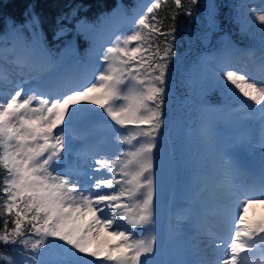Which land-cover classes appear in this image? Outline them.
<instances>
[{"label":"snow or ice","instance_id":"obj_1","mask_svg":"<svg viewBox=\"0 0 264 264\" xmlns=\"http://www.w3.org/2000/svg\"><path fill=\"white\" fill-rule=\"evenodd\" d=\"M163 2L147 0L131 18L109 14L96 23H79L76 34L88 43L84 56L70 40L63 48L55 44L68 35L66 25L58 22L49 38L35 12L13 22L7 55L26 78L0 103V166L6 173L0 199L4 213L13 217L3 221L0 243L16 246L25 264H264V219L245 218L253 205H264V177L238 185L240 170L224 166L228 158L214 139L210 147L221 163L212 171L223 177L215 223L224 234L201 224L211 251L191 259L189 249L174 243L176 234L157 232V199L170 174L163 158L169 128L165 106L177 55L176 17L163 22ZM174 4L192 15L182 0ZM234 19L242 31L250 23L259 26L264 64V7H248ZM203 21L200 39L210 40L220 30L215 0H206ZM220 39L219 70L211 76L203 72L208 57L201 56L189 76L198 73L201 89L222 94L226 104L240 98L264 123V81L229 63L253 53L239 49L227 34ZM215 119L214 106L205 102V134ZM97 130L108 135L84 154L82 168L69 170L73 141Z\"/></svg>","mask_w":264,"mask_h":264},{"label":"rangeland","instance_id":"obj_2","mask_svg":"<svg viewBox=\"0 0 264 264\" xmlns=\"http://www.w3.org/2000/svg\"><path fill=\"white\" fill-rule=\"evenodd\" d=\"M247 2L250 6H247L246 10L238 8L234 17L238 12L246 14L248 7L256 9L264 7V0H247ZM141 3L142 6L147 3V0H141ZM141 6H138L134 12L139 11ZM111 16L118 17L113 14ZM245 19L250 18L245 15ZM258 27L255 23L248 24V29L250 28L252 33H255V39H258L259 36ZM7 48L0 50V54H3L0 56V103L6 102L15 91V84L21 83L26 78L22 74V69L12 62L13 57L7 55ZM241 50L251 51L253 55L241 54L235 56L230 59V66L242 71L241 68L249 65V62H254L261 67L262 74L257 79L252 78L257 81H264V64L260 60V48ZM215 52L216 50L211 49L203 52V56L208 57V59L204 62L202 70L207 74L213 73L214 75L219 70L216 66ZM246 73L252 76V72ZM208 93L212 95L213 91ZM195 98L197 102L186 97L185 101L181 102L184 105L180 109L185 111L189 102L197 103L198 107L203 108L202 106L206 102L203 99L205 97ZM213 98L211 97V99ZM219 98L222 100L212 104L216 119L212 123L208 134H205L204 121L202 120L204 109L198 115L191 111L190 114L185 115L193 117L192 126L181 131L180 125H174V129H171L172 133L174 131L173 136L168 134V141L166 139L167 142H165L163 156L165 157L168 150V157L174 162L173 164L168 162L170 170L172 165L177 169L173 170V176L171 173L168 175L164 183V192L157 199V232L160 233L164 229H169L176 234L174 243L189 249L191 259H194L195 255L199 253L196 250V232H199L201 237L209 238L201 231V224L210 231L224 234L219 230L224 231L223 226H215V211L219 205L217 197L223 177L214 174L212 171L215 166L221 163L210 147L213 139L219 148L225 150L229 162L224 166L240 170L241 174L237 180L238 185L242 186L247 182H259L264 177V146H262L264 145V123L260 120V113L241 103V99L235 96L231 97L227 104L222 94ZM221 109L224 110L222 115L220 113ZM180 134L184 137L183 140H176L175 138ZM107 135V131L97 130L91 135H85L81 139L74 140L73 152L67 158L69 170L82 168L86 158L84 154L93 153L97 141ZM120 147L123 149L127 145H121ZM239 150L243 151L245 156H239ZM159 163L160 157L158 156L156 172L158 186L160 182ZM170 177H173V182L170 181ZM190 181H192V184H190ZM183 182L182 187L180 185ZM191 185H193L194 191H192ZM191 200H194L195 203L191 204ZM200 208H203V210ZM254 216L259 217L258 221L264 219V205H253L249 208L245 218L247 221L252 222L251 219ZM105 235L102 233L100 239L103 240Z\"/></svg>","mask_w":264,"mask_h":264},{"label":"trees","instance_id":"obj_3","mask_svg":"<svg viewBox=\"0 0 264 264\" xmlns=\"http://www.w3.org/2000/svg\"><path fill=\"white\" fill-rule=\"evenodd\" d=\"M205 3L206 0H199L196 5H191L190 0H182L183 5L192 8V15H185L183 11L176 8L174 0H164L159 11L160 17L166 18L163 20L165 24H171V17H176L175 50L177 55L172 63L169 92L165 106V112L169 120L168 134L170 136H173L174 131L172 133L171 129L174 125H180L181 131L192 126L193 117L190 115L187 117L185 114H190L193 111L195 115H198L202 110L190 102L187 103L185 111L181 110V106L184 105L181 102L185 101L186 97H205L203 99L211 104H216L219 100H222L219 98V93L213 92L210 95L209 91L201 89L198 73H192L189 76L193 64L201 57L202 51L218 49L221 46L220 38L224 34H227L236 44L257 48L256 43H254L257 39L248 34L249 32L252 33L251 29H248V25L247 31H242L241 26L234 19L238 8L246 10L247 6H250L247 4V0H215V3L219 6L220 30L213 33L210 40L202 41L200 37L204 29ZM141 4V0H0V50L8 47L6 42L11 35L10 29L13 22L22 23L30 13L35 12L39 16L43 29L49 38L56 30L58 22L67 26L68 35L55 42L58 48H63L65 41L70 40L78 45L81 56H84L88 43L85 38L76 34L79 23H96L109 16V14L120 16L121 13H126L127 18H131L134 10ZM241 5L243 7H240ZM64 17H67V19H63ZM208 75L211 76L213 73H208ZM211 97L214 98L211 99ZM183 138L180 134L175 139L183 140ZM5 176L6 173L0 166V185L3 184ZM3 208L4 201L0 199V233L3 232V221H11L13 218L5 214ZM11 226V223H9L8 227L11 228ZM0 264H25V262L16 246H5L0 243Z\"/></svg>","mask_w":264,"mask_h":264},{"label":"bare ground","instance_id":"obj_4","mask_svg":"<svg viewBox=\"0 0 264 264\" xmlns=\"http://www.w3.org/2000/svg\"><path fill=\"white\" fill-rule=\"evenodd\" d=\"M243 72H252V76L251 77H254L255 79L258 78V76L260 74H262V71H261V67L254 63V62H249V65H247L246 67L244 68H241ZM259 220V217L258 216H254L251 221L252 222H255V221H258ZM218 224H215V226H217ZM218 226H221V225H218ZM220 232H224L222 229H219ZM195 231H197L195 229ZM195 242H196V250L199 252L198 254L195 255L194 259H197L199 257H202L205 255V253H209L210 254V239L207 238V237H201L199 232H196V238H195Z\"/></svg>","mask_w":264,"mask_h":264}]
</instances>
